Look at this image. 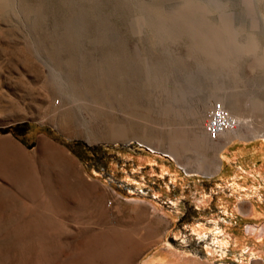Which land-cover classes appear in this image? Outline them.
<instances>
[{
    "label": "rangeland",
    "instance_id": "rangeland-1",
    "mask_svg": "<svg viewBox=\"0 0 264 264\" xmlns=\"http://www.w3.org/2000/svg\"><path fill=\"white\" fill-rule=\"evenodd\" d=\"M8 1L0 3V264H191L188 253L203 264H264V215L211 220L195 209L213 208L214 197L217 206L247 198L264 210V0H24L31 9ZM226 24L241 26L236 41ZM200 26L205 45L194 49ZM252 34L261 47L248 41ZM124 41L135 54L137 130L167 145L173 129L190 136L191 111L211 95L235 101L227 107L254 131L217 153L218 170L198 167L190 141L179 161L164 144L141 138L91 140L81 119L79 135L56 124L55 113L77 97L57 71V56L74 54L80 65L86 58L91 75L65 71L99 86L87 101L95 113L92 99L106 100L109 51ZM47 139L78 162L59 177L63 195L40 161ZM126 230L152 241L128 259L117 252Z\"/></svg>",
    "mask_w": 264,
    "mask_h": 264
},
{
    "label": "bare ground",
    "instance_id": "bare-ground-1",
    "mask_svg": "<svg viewBox=\"0 0 264 264\" xmlns=\"http://www.w3.org/2000/svg\"><path fill=\"white\" fill-rule=\"evenodd\" d=\"M6 1L7 0H0V3L6 2ZM18 2H21L22 4H24L26 6H30V7H26V6H24V7H26L27 9H31L32 5L27 4V2L25 3L24 0H18ZM41 3H43V2L39 1L38 6H39V4L41 6H43ZM1 7H3V6L1 5ZM5 7H7V6H5ZM164 13H166V12H164ZM165 16L166 15H164V17ZM165 18H167V17H165ZM197 25H198V23H197ZM215 26H217V25H215ZM225 28L227 30L229 37L236 41V34L239 32L241 26H236L234 24H226ZM180 29H182V28H180ZM182 30H184V29H182ZM240 31H243V30H240ZM71 32L72 31H70V29L68 28L67 30L64 31V35L65 36L69 35V34H71ZM222 32H225V31H222ZM214 33H215V31H214ZM172 34L175 35L174 33H172ZM176 34H181V32L176 33ZM206 34H207V32L201 26L196 28L195 31L192 32L191 46L194 49L197 48V46L203 40H206L205 39L207 37ZM214 35H218L217 32ZM214 37H216V36H214ZM66 38H67V36H66ZM211 38H213V37H211ZM208 39H210V35H209ZM218 39H220V38H218ZM68 41H71V40H68ZM248 41H250V43L253 46H260L261 47V41L255 34H252V36L249 38ZM63 45L65 47H67V49H70V47L72 46V45H70V42L68 43L67 41L60 43V46H63ZM200 45H205V44H200ZM137 49H138V45H135V51ZM199 49H201V47H199ZM134 57H135V54H133L131 52L129 45L126 41L118 43L113 48H111V50L109 51L108 58H107V70H105L106 72L102 75L103 77H105L107 79L106 80L107 85H105V84L102 85V86L105 85L103 88L104 91L102 93L106 96V100L105 101L100 100L102 102H99L96 99H92V102H95V103L97 102V105H95V108L97 110L94 113V112H90L88 110L87 101L89 100V97H88L89 95H93V97H95L94 94L99 93V86H96V85L91 84V83L89 85V84H84L83 82H79L76 78H74V76H72V74H68L65 71L66 67L69 68L70 70L79 68L80 70H82L83 75H88V76L91 75V72L90 73L84 72V70L86 68V66H84V65L89 64L87 62L86 58L83 57L84 58V62H83L84 64L82 63V65H80L81 59L78 60L79 59L78 56H75L74 54L67 56V57H58L57 56L59 62L57 65L58 69L57 68L56 69L62 77L66 78V81H68L67 83L70 84V86L73 88V91L77 95L76 100H78V101H76V100L74 102L72 101V103H69L66 106H64L63 108H60L59 109V110H61L60 112L56 110L57 112L53 116L55 118L54 120H56V124L58 126H61L64 130L76 132V134L79 135V134H82V132H83L81 127L78 125L79 124L78 122L81 119V120L86 121V125H88L87 126V128H88L87 133H88V138H90V139L93 138V139L124 140V139H128L131 137H136V138L143 139V141H145L149 144H157L158 146H162L164 144V139L162 136H160L158 134L156 135L155 132H154V134H149L147 132V130L142 128L143 126L141 127V130H139V129L137 130L136 127H138V124L140 122L138 124L134 123L135 117L134 118L132 117L134 115L132 109L134 107V102L138 96L137 95L138 91L134 90V88L132 86L134 76H136V74H137L135 67H134V63H133ZM212 97H216V99L221 100L226 107H227V104H230V103L233 105V107L235 105V101L230 100L226 95H220V94L217 96L211 95L207 101H205L204 103H202L199 106H196L191 111V115L194 118V122H193L192 131L190 132V136H187L183 132H178L177 130L173 129V132L170 134V136L168 138L169 140H168L167 145H165L166 143L164 145L167 147L168 152H170L173 156H175L179 161H183L184 160V150L188 146V142L190 141L192 146H194L197 149L198 167L201 169H206L209 167L210 163H213L216 165V169L218 170L220 163L218 162L217 157H216L217 153L221 149L225 148V146L234 137H243V135L245 134L244 132H246V130L249 133L250 132L253 133L254 129H253V126H251L249 124V122H245L241 118V116L237 115L229 107H227L229 109L232 117L235 119L234 126H232L230 128H226L225 130L221 131L218 134V136L215 138L210 137L206 132L205 123H206V120L208 117V113L211 109V102H212L211 98ZM89 104H90V102H89ZM81 122H83V121H81ZM82 125H84V124H82ZM73 134H75V133H73ZM162 134H164V133H162ZM255 134L257 136L263 135L260 133H255ZM219 138H221V139L217 140ZM44 142H45V144H44V155L42 156L43 160L42 159L41 160L39 159V160L42 163L44 161L46 162L47 167H48L47 176L50 177L49 181H52L53 184L51 182L50 183L52 185H54L55 189H58V192L60 195H63L61 185H59V177L63 176V175L70 176L72 174L73 169H72L71 163L69 161H71L72 163H74L76 165H78V162L74 157L69 155L67 150H65L63 147L57 145L56 143L50 141L49 139H47ZM211 151H213L214 152L213 154H215V156L213 158H210V156H209V153ZM17 157L22 162L26 161V158L23 156H17ZM260 170L262 173L264 172L263 169H260ZM73 172H75V171H73ZM76 174H77V172H76ZM71 179H72V177H71ZM76 183H79V181ZM94 188L95 187H93L91 189V187H90V189L87 190L86 194H88L90 196V194H92L94 192ZM83 196H85V195H83ZM57 198H59V196H57ZM62 203H63V201H62ZM127 230H126V233L123 234V236H121V238H122L121 244L118 245V249H117L118 254L121 256H124L126 259L131 258L135 254H138L139 252L143 251V249L152 242V241H149V239H151V238H149V239L140 238L144 235L139 236V237L137 235L136 236L133 235V233H132V235H130L128 233L129 230H128V232H127ZM195 232L197 235H200V234H202L203 231L202 230H195ZM138 235H140V234H138ZM226 243L227 242H225V241L224 242L221 241L220 242L221 247L223 248V245ZM113 258H114V255H113ZM130 261H132V260H130ZM126 262L127 261L125 260V263Z\"/></svg>",
    "mask_w": 264,
    "mask_h": 264
},
{
    "label": "crops",
    "instance_id": "crops-1",
    "mask_svg": "<svg viewBox=\"0 0 264 264\" xmlns=\"http://www.w3.org/2000/svg\"><path fill=\"white\" fill-rule=\"evenodd\" d=\"M264 173V172H263ZM214 197L210 199V204L213 205V208L210 206L205 205L202 207L195 206V209H202L206 211L205 215L207 217H210L208 219L213 220L214 218H230L236 220V218H243L247 221L256 220V217L264 215V210L259 209L250 199H244L238 202L231 201L229 198L227 199V202H222L220 205H216L214 203ZM200 201H206L205 197H201ZM207 208H210L209 210H206ZM211 214V215H210ZM217 215V217H216ZM213 218V219H212ZM250 224L247 225V228L249 229ZM264 225L262 226V228ZM198 243V242H197ZM189 245V244H188ZM188 260L191 261V264H203L206 263V261L202 260L201 258L195 256L194 254L188 253Z\"/></svg>",
    "mask_w": 264,
    "mask_h": 264
},
{
    "label": "built area",
    "instance_id": "built-area-1",
    "mask_svg": "<svg viewBox=\"0 0 264 264\" xmlns=\"http://www.w3.org/2000/svg\"><path fill=\"white\" fill-rule=\"evenodd\" d=\"M235 119L232 117L229 109L224 105L221 100L213 99L211 102V109L205 123L207 134L215 138L218 134L234 126Z\"/></svg>",
    "mask_w": 264,
    "mask_h": 264
},
{
    "label": "trees",
    "instance_id": "trees-1",
    "mask_svg": "<svg viewBox=\"0 0 264 264\" xmlns=\"http://www.w3.org/2000/svg\"><path fill=\"white\" fill-rule=\"evenodd\" d=\"M74 143L81 144L82 142L78 140H74Z\"/></svg>",
    "mask_w": 264,
    "mask_h": 264
}]
</instances>
